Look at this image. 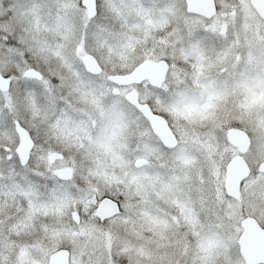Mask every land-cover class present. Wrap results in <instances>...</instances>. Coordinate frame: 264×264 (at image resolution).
Segmentation results:
<instances>
[{"label": "clouds", "instance_id": "9594fccd", "mask_svg": "<svg viewBox=\"0 0 264 264\" xmlns=\"http://www.w3.org/2000/svg\"><path fill=\"white\" fill-rule=\"evenodd\" d=\"M0 264H264V0H0Z\"/></svg>", "mask_w": 264, "mask_h": 264}]
</instances>
